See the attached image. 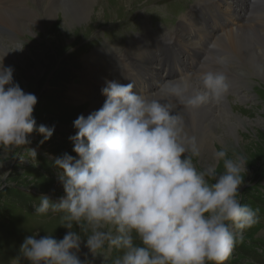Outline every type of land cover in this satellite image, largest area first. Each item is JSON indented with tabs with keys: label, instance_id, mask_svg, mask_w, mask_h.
<instances>
[{
	"label": "clouds",
	"instance_id": "9594fccd",
	"mask_svg": "<svg viewBox=\"0 0 264 264\" xmlns=\"http://www.w3.org/2000/svg\"><path fill=\"white\" fill-rule=\"evenodd\" d=\"M196 83L177 75L146 94L133 82L106 81L103 105L73 121L77 132L69 139L77 155L49 157L64 195L42 194L35 206L37 215L61 214L68 231L60 239L25 236L18 258L28 264H224L257 212L238 198L248 171L244 155L215 150L219 174L193 163L199 150L188 122L203 106L220 104L229 87L222 71H204ZM37 101L14 80L13 67L0 65V152L24 149L33 132L41 145L52 137L55 126L37 125L33 116ZM37 156L31 148L33 166ZM9 175H0V190Z\"/></svg>",
	"mask_w": 264,
	"mask_h": 264
},
{
	"label": "rangeland",
	"instance_id": "374dc122",
	"mask_svg": "<svg viewBox=\"0 0 264 264\" xmlns=\"http://www.w3.org/2000/svg\"><path fill=\"white\" fill-rule=\"evenodd\" d=\"M11 1L6 0L4 5L11 4ZM18 2L28 7L34 6L31 0ZM256 2L257 0H101V5L97 7H102L103 10H97L83 26L69 29L64 25H57L60 20V14L57 13L55 19L45 23L42 29L33 26L34 34L25 32L20 37L23 39L21 43L0 25V37L12 45L17 42L14 50L23 54L21 62L4 65L14 68V80L25 92L37 96L33 112L37 125L55 126L52 137L42 145L39 143L42 136L33 132L29 134L30 143L24 149L0 152V175L10 173L6 181L8 186L0 190V264H11L13 260L17 264H28L17 255L19 246L27 235L49 234L60 239L68 231L59 226L61 214L49 212L37 215L35 206L39 204L42 194H48L53 200L64 195L63 186L57 179L59 169L49 157L61 156L66 152L77 155L69 139L77 132L73 121L79 115H84L90 105L104 103L106 99L102 92L94 93L96 81L103 76L115 77L121 83L133 82L137 90L147 77L159 84L162 77L165 80L185 75L198 87L196 78L204 67L213 65L216 49L214 46H210L211 49L205 48H208L207 44L211 40L207 31L204 38L201 31L204 28L220 27L216 31L223 32L226 27L235 26L239 21L242 24L261 21L264 19V0L262 5H256ZM176 33L179 36L175 40ZM221 35L223 34H219ZM170 38L172 39L169 40ZM137 49L138 56L143 57V60L146 58L145 61L140 62L134 57L132 52ZM103 51L108 56L109 68L101 58ZM121 54L125 58L117 56ZM149 56L153 57L150 59L152 63L148 60ZM1 57L0 55V60ZM227 58L226 65L231 66L239 59L230 51ZM14 59L10 58L8 61L12 62ZM121 59H125L126 64L121 63ZM244 78L235 72L230 75L227 83L231 89L228 87L226 95L230 105L221 101L218 107L225 111L234 108V112L247 120L248 126L234 122L238 128V141L245 138L246 142L235 152H231L225 141L224 145L219 143L217 149L227 147L230 150L229 157H246L248 171L244 173L245 185L238 198L242 204H248L257 212V222L244 230L243 239L237 240L231 256L224 264H264V83L257 79L261 83L252 84L248 78ZM241 94L248 97L253 95L254 98L250 100V96L241 100ZM31 148L38 152L37 166H33L28 159ZM20 155L25 157L23 161ZM192 160L198 170L205 167L215 168L217 174L223 171V164H218L208 156L201 158L193 155ZM15 192L31 194V201L22 203L18 200L15 205ZM85 252L87 249L82 244L81 259H84Z\"/></svg>",
	"mask_w": 264,
	"mask_h": 264
},
{
	"label": "bare ground",
	"instance_id": "6f19581e",
	"mask_svg": "<svg viewBox=\"0 0 264 264\" xmlns=\"http://www.w3.org/2000/svg\"><path fill=\"white\" fill-rule=\"evenodd\" d=\"M18 1L19 0H12L11 4L4 5V2H6V0H0V25L4 27L5 32H8L10 35L13 34L15 40H18V43L23 42V39L20 37H22L25 32L34 34V30L32 28L33 26L42 29L45 23L47 24V22L52 21L53 18L56 17L57 13L60 14V20L58 21L57 25H64L66 28L71 29L73 27L79 28L83 26L84 22L86 24V22L90 18H92L93 14H96L97 10H103L102 7H97L101 5V0H31L33 2L32 5H34L33 7H28L24 3ZM222 33L224 34L221 36H219L220 33L217 31L212 34L208 33V38L211 40V43H214V47H216V49L214 50L215 56L213 59V65L204 67L203 72L222 71L226 75L227 80L230 75L235 72L243 78H248L250 83L258 82L257 79L264 83V19H261V21L257 23L252 22V24H250V22L248 24H242L239 21L235 26L226 27V29ZM166 34H168V32ZM178 36V33L174 35L175 40ZM180 36L183 37V35ZM171 39L172 38H170L169 40ZM16 43L12 45V43L10 44L9 41H4V39L0 37V55L2 56L1 59L3 60H0V65H2L3 63L14 65L17 62H21L23 60V54L18 50H14V48L16 47ZM229 51L237 55V57L239 58L238 61H235L236 63L234 66L226 64L219 66V64L216 63V58L219 56H227ZM212 53L213 50L210 51V54ZM132 54L140 62L146 60V58L145 60H143V57L138 56V49L134 50ZM117 56L124 57L123 54ZM10 58L15 59L10 62L8 61L10 60ZM101 58L105 60V66L109 68L110 66L108 64V56L104 51L101 54ZM152 58L153 57L149 56L148 60L150 61V59ZM121 63L126 64L125 59H121ZM150 63L152 62L150 61ZM163 78L164 77L160 78V81H163ZM236 79L239 78L236 77ZM108 80L117 79L115 77L113 78L103 76L100 80L96 81V89L94 90V93H100L101 89L106 85V81ZM260 81L258 83H261ZM157 85V83H153V80L147 77L144 82L139 84L137 90L147 94L154 90ZM227 93L228 92L225 93L222 102H224L226 105H230L226 100ZM81 94L87 97V95L83 92H81ZM239 96V99L241 100H246L250 96H252L250 97V100L251 98H254L253 95H250L248 97L245 94H241ZM102 105L103 103H95L92 106L90 105L87 111L84 112V115H89L92 111L99 109ZM233 109L234 108L225 111L222 108H219L218 105H205L201 109H199L198 113H196L193 118L189 120L187 130L191 135L196 137V142L199 150V154L197 156L201 158H203V156H208L210 157V159H212V153L217 149L219 143L224 145L225 142L229 144L231 152H235L241 149L246 141L244 140L245 138L243 139V141H238V128L234 122L238 121L237 124L241 126H248V123L244 117L238 115V112H234ZM230 136L233 137V140ZM58 225L59 224H57L55 227L57 228Z\"/></svg>",
	"mask_w": 264,
	"mask_h": 264
},
{
	"label": "trees",
	"instance_id": "16d2710c",
	"mask_svg": "<svg viewBox=\"0 0 264 264\" xmlns=\"http://www.w3.org/2000/svg\"><path fill=\"white\" fill-rule=\"evenodd\" d=\"M21 192H23V191H21ZM13 197L15 199H17V200L14 201L15 205L17 204V201L18 200H21L20 202H22V203H24V202L25 203H29L31 201V198H30L31 197V194H29V193H19V192H15L14 195H13Z\"/></svg>",
	"mask_w": 264,
	"mask_h": 264
}]
</instances>
